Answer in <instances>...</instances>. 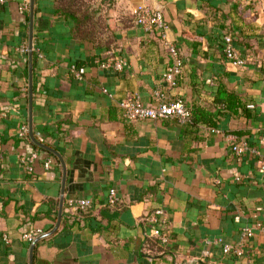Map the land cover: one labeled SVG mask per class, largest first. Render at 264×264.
<instances>
[{"label":"crops","instance_id":"crops-1","mask_svg":"<svg viewBox=\"0 0 264 264\" xmlns=\"http://www.w3.org/2000/svg\"><path fill=\"white\" fill-rule=\"evenodd\" d=\"M23 1L0 0V264H264V0H112L99 12L113 36L102 46L76 37L55 0H35L31 108ZM140 3L168 23L183 59L174 84L164 79L174 59L161 33L133 17ZM227 35L243 64L227 57ZM157 87L206 105L217 123L124 115L122 99L154 103ZM220 87L247 109H225ZM30 120L57 153L32 140ZM63 186L59 226L33 245L24 234L54 229ZM78 197L93 205L76 208ZM157 208L166 242L145 218ZM225 244L244 252L225 253Z\"/></svg>","mask_w":264,"mask_h":264},{"label":"built area","instance_id":"built-area-1","mask_svg":"<svg viewBox=\"0 0 264 264\" xmlns=\"http://www.w3.org/2000/svg\"><path fill=\"white\" fill-rule=\"evenodd\" d=\"M23 8H30V0L23 1ZM132 14L135 21L138 24L142 25L145 29H157L161 33V36L166 42L174 59V61L166 71L164 79L170 81L173 84L176 83V77L181 72L183 67V59L180 56L177 47L172 43L168 42V39L166 37L168 23L164 17L162 10L146 3H140L133 8ZM225 41L227 43L225 48L227 57L235 65L243 64L246 61V58L243 57L240 52L235 50L234 46L232 45L231 36H225ZM24 50L27 51L29 50V48L24 47ZM103 64H108V62H103ZM116 65L119 68L122 67L119 62H117ZM84 70V67L77 68L76 66H73L72 68V71L76 77L81 76ZM155 96L156 100L154 103H145L139 98V96L136 95L122 99L120 101V105L124 109V115L127 118L133 120L145 118H165L169 116H175L182 122L188 121L190 110L183 98H169L165 95L161 87L156 88ZM26 133L27 128L24 127L22 135H25ZM242 149L243 147H241L239 144L234 145V150H236L237 152L242 151ZM37 157L38 152L33 151L29 156L25 158V162H27L29 169H33V164ZM259 162L264 167V157L260 158ZM51 163L52 160L47 159L45 161V166L50 167ZM114 200H116L115 192L112 191L111 201L114 202ZM70 202L73 204V206L80 209H88L93 205V201L89 197L74 198L71 199ZM145 218L158 223V226L152 229L151 234L156 235L158 238H160L162 242H166L168 240V236L166 235L165 231H163V227L166 223L163 208H157L156 210H154V212L148 214ZM248 231L250 232L251 230L248 229ZM42 232V230H38L37 232H27L24 234V237L29 241H33L37 237V235ZM223 251L225 253L233 252L237 255H241L244 252V248L243 246L237 244H225L223 246Z\"/></svg>","mask_w":264,"mask_h":264},{"label":"trees","instance_id":"trees-1","mask_svg":"<svg viewBox=\"0 0 264 264\" xmlns=\"http://www.w3.org/2000/svg\"><path fill=\"white\" fill-rule=\"evenodd\" d=\"M97 1L98 0H55V10L57 13L69 17L73 21L72 32L76 37L91 40L96 46H102L103 44L109 45L110 37L113 36L106 32V20L99 12L102 10L105 3L112 2V0H101V3L96 5L95 3ZM36 62L37 52L34 50L33 76L36 70ZM75 66L77 68L83 67L81 63H77ZM25 68L28 70L27 62ZM223 91L225 94L220 96V93ZM216 101L223 105L225 109L234 112L237 111L240 106L247 109V101L237 92L228 91L221 87L216 93ZM188 107L190 115L187 122H206L209 125H215L217 123L216 113L206 105L197 104ZM158 239L160 240V238Z\"/></svg>","mask_w":264,"mask_h":264},{"label":"water","instance_id":"water-1","mask_svg":"<svg viewBox=\"0 0 264 264\" xmlns=\"http://www.w3.org/2000/svg\"><path fill=\"white\" fill-rule=\"evenodd\" d=\"M34 5H35V0H30V40H29V85H30V108L32 106V96H33V53H34ZM30 135L32 140L38 144L39 146L43 147V148H47L55 153H57V151L55 149H53L52 147L38 141L34 135L33 132V127H32V122L30 120ZM62 159V158H61ZM63 161V160H62ZM63 183H65V177L63 180ZM63 194L61 196V202H60V209H59V213H58V221L56 226L54 227L53 230L51 231H47L45 233L40 234L37 238H35L33 240V245L41 238L51 234L52 232H54V230L59 226L61 218H62V205H63V201H64V186H63Z\"/></svg>","mask_w":264,"mask_h":264},{"label":"rangeland","instance_id":"rangeland-1","mask_svg":"<svg viewBox=\"0 0 264 264\" xmlns=\"http://www.w3.org/2000/svg\"><path fill=\"white\" fill-rule=\"evenodd\" d=\"M101 0H98L95 4L97 5Z\"/></svg>","mask_w":264,"mask_h":264}]
</instances>
